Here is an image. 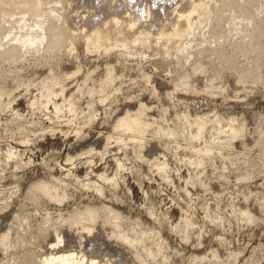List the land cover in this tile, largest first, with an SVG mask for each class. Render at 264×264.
<instances>
[{"label": "rangeland", "instance_id": "1", "mask_svg": "<svg viewBox=\"0 0 264 264\" xmlns=\"http://www.w3.org/2000/svg\"><path fill=\"white\" fill-rule=\"evenodd\" d=\"M69 1L40 10L75 21L72 45L0 57V264L60 250L105 264H264V0L233 4L248 32H231L229 10H217L179 42L187 59L162 57L153 25L151 47L95 52L81 38L107 4L122 5V16L164 5L138 28L197 0ZM6 9L3 32L20 14ZM141 106L149 125L141 137L116 129ZM231 128L241 131L235 139ZM88 212L95 223H74Z\"/></svg>", "mask_w": 264, "mask_h": 264}, {"label": "bare ground", "instance_id": "2", "mask_svg": "<svg viewBox=\"0 0 264 264\" xmlns=\"http://www.w3.org/2000/svg\"><path fill=\"white\" fill-rule=\"evenodd\" d=\"M94 1V0H93ZM166 0H163V4ZM238 1L245 0H197L194 2H187L181 6V10L174 9L175 17L172 20L161 21V19H154L152 23H142L137 28V23L140 20H145L151 16V11L155 9L164 8V5L161 4H147L141 12H137L139 9L138 5L134 7L136 14L133 12L125 14L122 16L120 11L122 5H117L112 8L111 6L106 7L102 10V17L100 21L97 17L99 23L94 24L91 30L86 33L81 39L83 43L90 47L93 51L99 52L109 51L113 48L126 49L127 47L140 43L146 47H151L153 45V39L150 38L149 32L153 26H157L159 29L158 38L156 43L158 46V52L162 57L175 56L176 58L187 59L190 55L188 48L184 43L182 46H179L181 39H192L195 35V32L199 30L204 25L211 23L213 16L217 14V10L225 8L229 10V18L227 23L231 27V32H248L247 30H241L242 22H239L232 10L233 4H236ZM70 2L69 0H52L54 6L60 5L64 6ZM47 3V0H0V17L6 15L9 9L19 10V18L14 19L15 15L10 16V20L6 21L5 24L9 25V30L4 31V23L0 22V57L14 58V57H24L27 54H38L41 51H48L47 49H59L65 42H70L72 45L75 40H77L81 35L73 34L75 21L69 18L63 17V15H58V11L55 7L49 8L47 10H40L41 6ZM189 4V6H187ZM264 7V3H263ZM58 16V17H57ZM195 16V17H194ZM28 17V18H25ZM100 17V16H99ZM57 19L60 21L63 19V23L60 26H57L55 23H52L51 20ZM95 19V18H94ZM250 22V19L245 18ZM31 21V25L26 26V22ZM97 21V20H96ZM48 22V23H47ZM93 22V21H92ZM153 25V26H152ZM27 29L24 33L21 31ZM11 31H16L13 37H10ZM136 32V33H135ZM6 40V42H3ZM190 45V43H188ZM44 46V48H42ZM249 74L250 71H247ZM63 93V90L60 91ZM8 92H4L7 94ZM3 92L0 91V95ZM8 93V95H10ZM55 94L50 90L47 96L44 99V103L40 104L41 110H47V106L50 104V98ZM36 99H33L30 103V107L35 110L38 108ZM2 104L0 103V108ZM55 111V114L59 112V107L55 104L52 105ZM142 106L139 108L138 112L134 115L127 114L124 118L120 119L116 123V129L125 127L128 131L141 137L143 131L149 126L145 124L141 118L143 113ZM14 115H18L17 112ZM201 130V127H197L198 135ZM241 131L239 129H230V138L235 139L240 135ZM76 134L77 131H76ZM171 136L174 133H170ZM141 144L144 143L140 141ZM228 144V143H227ZM205 153H208L210 150L205 149ZM16 151V150H15ZM14 149H9L6 152V157L8 159L15 158L17 152ZM117 162V161H116ZM91 164L92 162H88ZM117 167L121 169L122 165L117 162ZM123 168V167H122ZM157 171L166 175V165L160 164L156 167ZM116 175V174H115ZM118 176V174L116 175ZM106 175L99 174L98 178L100 180L106 181ZM58 182H62L58 181ZM76 183V182H75ZM55 201H59L56 199ZM85 216H79L78 219L74 221L75 224H83L88 221L90 223H95L96 214L93 212H88L84 214ZM185 223V222H184ZM184 226L185 228L187 227ZM175 226L174 228H177ZM81 230H85L88 233L91 232V228L87 229L83 225ZM7 237H4L1 240V244H5ZM140 239L137 241L130 240L127 237H124L123 242L134 245L139 243ZM58 245V243L56 244ZM215 258V256H213ZM18 264H105L104 261H96L95 258H86L84 254L76 253L75 251H56V252H46L36 255L25 256L21 259Z\"/></svg>", "mask_w": 264, "mask_h": 264}]
</instances>
